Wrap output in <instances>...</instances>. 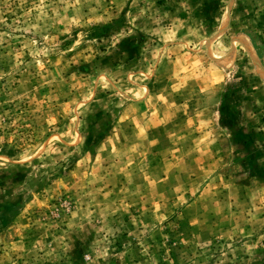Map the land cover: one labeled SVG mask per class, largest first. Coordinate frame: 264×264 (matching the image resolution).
Listing matches in <instances>:
<instances>
[{"label": "rangeland", "instance_id": "rangeland-1", "mask_svg": "<svg viewBox=\"0 0 264 264\" xmlns=\"http://www.w3.org/2000/svg\"><path fill=\"white\" fill-rule=\"evenodd\" d=\"M0 264H264V0H0Z\"/></svg>", "mask_w": 264, "mask_h": 264}]
</instances>
